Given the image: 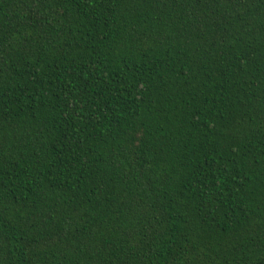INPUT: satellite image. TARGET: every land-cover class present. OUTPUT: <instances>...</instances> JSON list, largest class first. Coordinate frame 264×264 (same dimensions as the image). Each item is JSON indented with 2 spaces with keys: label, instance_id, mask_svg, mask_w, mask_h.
I'll return each mask as SVG.
<instances>
[{
  "label": "trees",
  "instance_id": "obj_1",
  "mask_svg": "<svg viewBox=\"0 0 264 264\" xmlns=\"http://www.w3.org/2000/svg\"><path fill=\"white\" fill-rule=\"evenodd\" d=\"M0 264H264V0H0Z\"/></svg>",
  "mask_w": 264,
  "mask_h": 264
}]
</instances>
